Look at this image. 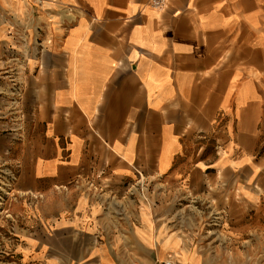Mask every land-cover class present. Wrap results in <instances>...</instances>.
<instances>
[{
    "label": "crops",
    "instance_id": "0c3cea01",
    "mask_svg": "<svg viewBox=\"0 0 264 264\" xmlns=\"http://www.w3.org/2000/svg\"><path fill=\"white\" fill-rule=\"evenodd\" d=\"M262 144L264 0H0L21 264H256Z\"/></svg>",
    "mask_w": 264,
    "mask_h": 264
},
{
    "label": "rangeland",
    "instance_id": "374dc122",
    "mask_svg": "<svg viewBox=\"0 0 264 264\" xmlns=\"http://www.w3.org/2000/svg\"><path fill=\"white\" fill-rule=\"evenodd\" d=\"M11 65L3 66V70H9ZM9 79L2 81L3 87H9ZM264 150L262 144L261 152ZM4 161L0 160V264H21L17 261L21 257L14 252L15 244H22L21 231L27 227L26 222L21 213L25 210L21 207H11L13 201L17 200V193L13 189L15 177L11 171L13 168L8 166ZM90 182V181H89ZM148 183V182H147ZM61 194V193H60ZM61 198L58 193H53L50 197H39L34 200L39 201L38 211H54L57 208V200ZM44 199V201H43ZM71 199L72 198H68ZM48 201L51 202L48 208ZM53 202V203H52ZM36 203V202H35ZM37 208V207H36ZM36 208H34L36 210ZM258 260V262H257ZM264 264V256H258L255 259L256 264ZM24 264V263H22Z\"/></svg>",
    "mask_w": 264,
    "mask_h": 264
},
{
    "label": "built area",
    "instance_id": "2783aa9c",
    "mask_svg": "<svg viewBox=\"0 0 264 264\" xmlns=\"http://www.w3.org/2000/svg\"><path fill=\"white\" fill-rule=\"evenodd\" d=\"M37 3H41L43 0H32ZM167 0H151V5L155 8L161 9ZM156 264H175V261L172 258H165L158 260Z\"/></svg>",
    "mask_w": 264,
    "mask_h": 264
},
{
    "label": "bare ground",
    "instance_id": "6f19581e",
    "mask_svg": "<svg viewBox=\"0 0 264 264\" xmlns=\"http://www.w3.org/2000/svg\"><path fill=\"white\" fill-rule=\"evenodd\" d=\"M164 7V6H163Z\"/></svg>",
    "mask_w": 264,
    "mask_h": 264
}]
</instances>
